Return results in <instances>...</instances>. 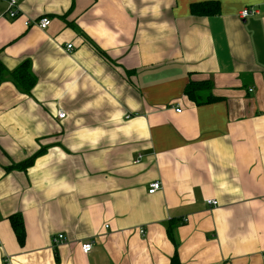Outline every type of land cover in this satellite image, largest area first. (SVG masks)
<instances>
[{
    "label": "crops",
    "instance_id": "0c3cea01",
    "mask_svg": "<svg viewBox=\"0 0 264 264\" xmlns=\"http://www.w3.org/2000/svg\"><path fill=\"white\" fill-rule=\"evenodd\" d=\"M205 1L218 13L191 12ZM17 3L0 61L36 82L0 78V264H264V0Z\"/></svg>",
    "mask_w": 264,
    "mask_h": 264
},
{
    "label": "trees",
    "instance_id": "16d2710c",
    "mask_svg": "<svg viewBox=\"0 0 264 264\" xmlns=\"http://www.w3.org/2000/svg\"><path fill=\"white\" fill-rule=\"evenodd\" d=\"M219 11V4L218 1H205L203 3L192 4L191 12L197 15H210L218 13ZM104 54V52H100ZM6 72V73H5ZM5 73L9 74L12 82L19 88L23 93L30 94L31 89L35 85L36 78L30 69V65L28 61H24L15 69L8 71L0 61V78L1 75ZM211 83L209 81H191L189 82L185 89V95L192 100L196 104H202L206 102H210L214 99L212 95L206 93L205 91L208 90ZM204 91V92H203ZM46 149L44 147H40L34 154L30 157L26 158L25 160L12 164L11 166L7 167L8 170L10 169H19L25 171L32 163L34 159L41 155ZM10 224L12 229L16 235L18 242L21 244L24 241L25 231L23 226V221L20 213H13L9 216ZM171 264H180V261L175 254L171 258Z\"/></svg>",
    "mask_w": 264,
    "mask_h": 264
},
{
    "label": "built area",
    "instance_id": "2783aa9c",
    "mask_svg": "<svg viewBox=\"0 0 264 264\" xmlns=\"http://www.w3.org/2000/svg\"><path fill=\"white\" fill-rule=\"evenodd\" d=\"M253 12H254L253 10L244 9L243 11H241L240 16L241 17H245V16H247L250 13H253ZM4 13L11 19L19 18L21 16V14H20V11H19L17 0H6ZM50 22H51L50 18L47 17V16H42L38 20L28 19V20L24 21L25 25H28V24L32 23V24L37 25L39 28H42V29L46 28L50 24ZM66 49H68V50L72 49V44L68 43L66 45ZM177 111H180V109L178 108ZM57 116L59 118H63L65 116V113L61 109H59L57 111ZM160 188H161L160 181L159 180H154V181L150 182L149 185H148V193H153V192L157 191ZM206 203L209 204V205H216L217 201L215 199H207ZM140 233L144 234V229L141 228L140 229ZM64 239H65V236L62 233H58L55 236H53L52 242L58 244V243L64 241ZM91 247H92V245H91L90 241H87V242L82 244V250L85 253L90 251ZM6 262H8V261L5 260V263Z\"/></svg>",
    "mask_w": 264,
    "mask_h": 264
}]
</instances>
